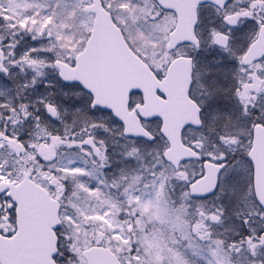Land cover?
Segmentation results:
<instances>
[{
    "label": "rangeland",
    "instance_id": "1",
    "mask_svg": "<svg viewBox=\"0 0 264 264\" xmlns=\"http://www.w3.org/2000/svg\"><path fill=\"white\" fill-rule=\"evenodd\" d=\"M102 3L116 24L122 28L134 51L154 66L153 58H161L160 52L164 44L154 35L155 28H158L154 19L156 15L148 0H102ZM83 4L82 0H0V43L2 44L3 38L7 36L26 33L25 37L19 40L17 47L9 51L11 55L6 53L12 42L0 48V110L9 108L7 115L21 121L18 126H7L4 136H23L27 145L31 146L32 152H38L39 146L33 145L36 137L51 145L57 153L58 160L55 163H42L40 158V162L31 163L36 165L30 168V172L43 186H47V180L40 178L43 176L45 179L56 181L54 188H58L61 182L65 184L68 197L63 212V233L67 238L63 237V245L70 243L72 250L84 248L89 244L108 246L123 264H139L138 257H142L143 253L149 255L151 264H174L167 263L172 257L171 243H168L171 242V235L167 232L172 230L175 224L167 194L171 193L172 188L175 190L176 186L182 189L185 179L198 177L200 165L186 164L178 175L183 178L175 180L176 176L170 168L151 162L160 151L161 140H156L153 144L133 143L135 149L140 151L129 156V150L125 149L127 143L119 139L120 126L114 119L107 113L90 111L88 98L83 96L78 88H65L58 82L55 72L50 69L51 62L58 58L70 62L81 49L91 28L92 15L82 11ZM49 16L52 17L51 20L48 19ZM71 16H75L74 22L70 20ZM4 76L16 77L19 89L14 81ZM23 87L28 90L24 94L27 104H40L35 110L51 102L59 113L68 114L74 111L89 122L74 124L72 121L74 128L83 129L64 134L66 143L56 141L58 133L54 134L51 130H65L61 123L62 117L51 121L45 115L49 128H38L34 123L28 126L27 116L17 110L19 101L15 98L16 94L20 98ZM31 96L34 97L32 101ZM65 96H68L72 103H67L63 99ZM261 102L264 110V98ZM31 116L38 115L33 112ZM145 127L156 134L158 123H147ZM246 132H249L247 128ZM4 136H0V164L1 176L7 178V166L15 162L2 148ZM107 143L112 145L110 150L103 148V151L99 148ZM81 146L82 151L91 159L90 164H84L81 160L83 157L72 151ZM113 162L127 164L123 170L132 184H138L140 180L138 171L141 164L151 163L145 168L148 172L145 191L128 189L123 198L115 200L101 172V168H105L106 173L110 167L108 164ZM53 170L62 172L63 177ZM68 178L74 180L73 191H70ZM172 178L175 180L173 185ZM234 181L240 183L236 179ZM237 189L241 196L239 204L243 202L245 207L249 208L248 202L245 201L247 198L242 194V186L239 185ZM70 193H73V196ZM218 202L229 204L231 200L219 198ZM246 219L249 220V225L257 229V238L263 240V224L258 222L253 214L249 215L240 210L235 219L228 218L227 223L240 227ZM136 248L141 252L140 255L135 253L138 251ZM68 258L70 259L67 261ZM74 258L76 256L66 257L64 253L58 262L84 264L78 260L74 262ZM145 260L147 257L143 258V261Z\"/></svg>",
    "mask_w": 264,
    "mask_h": 264
},
{
    "label": "flooded vegetation",
    "instance_id": "2",
    "mask_svg": "<svg viewBox=\"0 0 264 264\" xmlns=\"http://www.w3.org/2000/svg\"><path fill=\"white\" fill-rule=\"evenodd\" d=\"M153 5L158 27L154 35L163 41L164 46L160 52L161 58L158 60L154 57L155 65L150 64L151 68L161 78L173 59L186 58L191 62L192 74L187 96L196 105L198 119L203 124L198 128L185 127L182 131L183 145L200 154L198 160L187 164H198L201 169L203 161L208 159L206 154L217 150L227 153L229 160L244 162L241 171L234 174V179L240 183L233 180L224 191L218 184L212 196L202 199L183 198V193L177 194L180 198L174 201L172 257L167 263L264 264V232L263 240H259L251 225L239 227L227 223L228 218L234 220L240 210L264 222V211L256 203L254 192L249 195L248 185L253 181L254 169L247 157L252 141L251 127L259 122L260 114H263L260 97L264 95V55L256 61L243 59L264 26V0L198 4L193 27L197 41L193 39L180 44L171 52L167 51L168 36L178 26L179 17L185 35L190 34L192 8L185 4L178 12H170L163 11L155 2ZM218 36L225 37L224 47L217 43ZM83 48L84 43L80 51ZM245 105L247 114L244 113ZM246 128L249 132H246ZM221 132L229 133L239 143H219L217 135ZM163 145L167 147L165 141ZM239 185L249 208L243 202L239 204ZM219 198H229L231 203L218 202ZM14 220L15 208L7 197H1L0 235L14 234ZM56 235L61 246L65 238L62 224ZM60 246L57 261L65 253Z\"/></svg>",
    "mask_w": 264,
    "mask_h": 264
},
{
    "label": "water",
    "instance_id": "3",
    "mask_svg": "<svg viewBox=\"0 0 264 264\" xmlns=\"http://www.w3.org/2000/svg\"><path fill=\"white\" fill-rule=\"evenodd\" d=\"M91 1L92 4L84 9L85 12L93 13L95 16L90 37L84 51L77 55L74 67H69L59 61L54 62L59 78L68 84L82 85L93 95L92 106L111 111L114 117L123 124L125 136L152 141L153 136L143 129L140 120L162 117L164 120L162 132L165 133L170 143V148L165 152V160L172 163L175 170H178L181 161L193 157L190 152H183L179 144L180 131L185 123V110L192 105L187 99H177L173 93L177 81L175 67L178 61L170 64L166 77L159 81L149 67L127 47L121 32L112 22L109 13L101 7L100 1ZM205 1L211 0H195V6ZM157 2L165 10L176 9V0H157ZM183 41L185 40L181 38L180 32L176 30L170 35L168 49L174 48ZM262 48H264V36L254 44L252 52ZM88 60L93 63L91 69L82 65ZM188 72L187 79L189 80L190 65ZM179 77L183 79L182 75ZM158 91L167 95L168 100L159 99L156 95ZM131 92L142 94L143 105H138L134 111L129 112L127 106ZM50 116H54L52 111H50ZM177 120H180V128L177 132L179 135L176 133L177 136H175L173 132L176 127L170 124ZM9 144L16 153L20 152V143L11 140ZM43 152L46 160L55 159L47 148H43ZM249 156L255 164L256 198L264 208L263 145L255 142ZM204 170V176L190 185L191 196L203 197L214 191L212 187L216 184L214 165H205ZM7 187V184L0 185V193ZM10 194L13 201L18 204L43 200L47 205L38 211L34 210L32 205L20 208L17 233L10 239L0 237V264H54L52 257L57 253L56 238L49 228L58 222L57 202L47 197V193L30 182L27 177L19 186L10 187ZM38 194H40L39 197H37ZM40 233H43L42 241L37 238ZM81 254L87 264H120L108 248L93 246Z\"/></svg>",
    "mask_w": 264,
    "mask_h": 264
},
{
    "label": "snow or ice",
    "instance_id": "4",
    "mask_svg": "<svg viewBox=\"0 0 264 264\" xmlns=\"http://www.w3.org/2000/svg\"><path fill=\"white\" fill-rule=\"evenodd\" d=\"M218 2H221V0H218ZM49 20L52 19L51 16L48 17ZM217 40L219 43L223 44L224 41L223 39H220V37H217ZM210 71V70H209ZM209 95H211V93H209ZM244 113L247 114V107L245 105L244 108ZM262 113H264V110H262ZM216 117H213V120H215ZM198 123L203 124V121H198ZM255 127L258 128H264V124H257L254 125ZM217 139L219 141V143L223 144V143H239L238 139H236L235 137H231L229 133L227 132H221L218 133L217 135ZM197 158H200V154L196 153ZM208 159L204 160L202 163V167H204L205 165L211 164L214 165V169L216 172V179H217V183L220 186L221 191H224L226 188H229L234 180V174L239 172L243 167H244V162L239 160V159H235V160H229L228 159V154L217 150L215 152H211V153H207L206 154ZM234 155V152H233ZM202 175L205 174L204 172L201 173ZM254 185H255V177L253 179V181L248 185V189H249V195L252 194V192H254ZM213 189L215 188V185L212 186Z\"/></svg>",
    "mask_w": 264,
    "mask_h": 264
},
{
    "label": "trees",
    "instance_id": "5",
    "mask_svg": "<svg viewBox=\"0 0 264 264\" xmlns=\"http://www.w3.org/2000/svg\"><path fill=\"white\" fill-rule=\"evenodd\" d=\"M7 38H8V36H7L6 38H3V42H4V43L7 42ZM37 158H38V156L36 155V156H35V159L37 160Z\"/></svg>",
    "mask_w": 264,
    "mask_h": 264
},
{
    "label": "bare ground",
    "instance_id": "6",
    "mask_svg": "<svg viewBox=\"0 0 264 264\" xmlns=\"http://www.w3.org/2000/svg\"><path fill=\"white\" fill-rule=\"evenodd\" d=\"M70 20L74 22V20H75V16H71ZM73 22H72V23H73Z\"/></svg>",
    "mask_w": 264,
    "mask_h": 264
}]
</instances>
